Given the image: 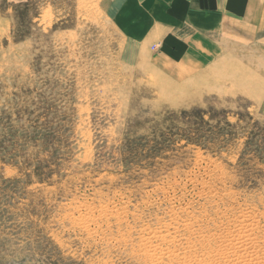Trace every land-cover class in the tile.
<instances>
[{
    "label": "rangeland",
    "instance_id": "374dc122",
    "mask_svg": "<svg viewBox=\"0 0 264 264\" xmlns=\"http://www.w3.org/2000/svg\"><path fill=\"white\" fill-rule=\"evenodd\" d=\"M107 1L0 0V264H264L263 22L173 60Z\"/></svg>",
    "mask_w": 264,
    "mask_h": 264
},
{
    "label": "crops",
    "instance_id": "0c3cea01",
    "mask_svg": "<svg viewBox=\"0 0 264 264\" xmlns=\"http://www.w3.org/2000/svg\"><path fill=\"white\" fill-rule=\"evenodd\" d=\"M107 4L119 29L137 30L144 42L157 44L173 60L186 51L187 42L178 35L186 37V30L203 28L202 24L237 28L251 17L253 24L263 22L257 29L264 28V0H108ZM185 59L191 62L189 54Z\"/></svg>",
    "mask_w": 264,
    "mask_h": 264
}]
</instances>
